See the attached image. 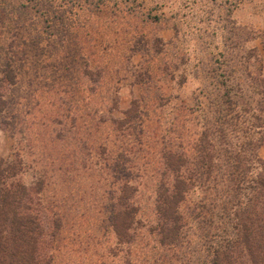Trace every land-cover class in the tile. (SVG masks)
<instances>
[{
    "label": "rangeland",
    "instance_id": "obj_1",
    "mask_svg": "<svg viewBox=\"0 0 264 264\" xmlns=\"http://www.w3.org/2000/svg\"><path fill=\"white\" fill-rule=\"evenodd\" d=\"M0 81V158L38 191L46 264H179L141 228L118 244L111 209L123 185L152 221L162 153L197 159L220 126L260 136L264 0H0Z\"/></svg>",
    "mask_w": 264,
    "mask_h": 264
},
{
    "label": "trees",
    "instance_id": "obj_2",
    "mask_svg": "<svg viewBox=\"0 0 264 264\" xmlns=\"http://www.w3.org/2000/svg\"><path fill=\"white\" fill-rule=\"evenodd\" d=\"M3 86L0 81V113L7 107ZM261 102L264 105V97ZM243 110L234 113L235 117H244L247 109ZM253 119L261 132L257 138L233 145L227 128L220 126L216 133L203 132L197 159L182 153H162L152 221L140 217L141 208L130 200L129 189L122 185L109 217L117 243L130 245L141 228L163 249L159 257L166 256L175 263L264 264V161L258 156L264 145V109ZM239 128L243 131L246 127ZM218 148L224 156L221 187L210 198L212 153ZM14 167L0 158V264H46L42 245L48 228L41 211L37 207L34 210L32 204L38 191L26 185L13 188L8 180L15 176ZM193 187L203 194L192 203L188 196ZM167 250L173 255L162 254Z\"/></svg>",
    "mask_w": 264,
    "mask_h": 264
}]
</instances>
